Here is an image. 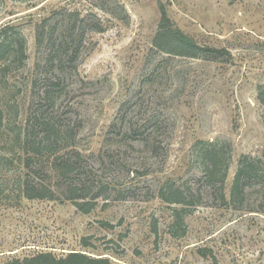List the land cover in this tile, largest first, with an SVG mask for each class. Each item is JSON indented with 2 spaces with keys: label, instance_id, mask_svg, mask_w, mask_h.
<instances>
[{
  "label": "rangeland",
  "instance_id": "rangeland-1",
  "mask_svg": "<svg viewBox=\"0 0 264 264\" xmlns=\"http://www.w3.org/2000/svg\"><path fill=\"white\" fill-rule=\"evenodd\" d=\"M160 2L178 28L224 54L194 60L152 51ZM86 17L91 26L77 65L62 74L65 90L49 96L47 111L76 124L77 148L104 194L90 214L58 188L54 201H21L27 169L0 139V264L71 252L111 264H264V180L245 197L231 196L240 158L264 153V0H0V29L18 26L28 44L27 68L8 75L16 124L38 101L35 67L46 60L38 24L49 19L50 28L70 31ZM148 122L149 144L145 136L121 140L123 127ZM197 141L231 149L224 202L218 186L205 184ZM36 162L54 183L50 160ZM166 181L202 194L182 238L171 236L172 208L159 197Z\"/></svg>",
  "mask_w": 264,
  "mask_h": 264
},
{
  "label": "trees",
  "instance_id": "trees-1",
  "mask_svg": "<svg viewBox=\"0 0 264 264\" xmlns=\"http://www.w3.org/2000/svg\"><path fill=\"white\" fill-rule=\"evenodd\" d=\"M159 7L161 22L152 41V51L168 57L194 60L215 59L224 54L222 50L200 45L178 28L163 3L160 2ZM50 26L49 19H45L36 28V45L38 49L46 48V60L43 65L40 63L35 67L33 89L39 92L38 101L23 124H16L17 120L14 121L19 110L9 96L11 86L8 83V75L13 70L24 71L27 68L28 44L18 26H5L0 29V139L14 149V155L24 163V169H27L24 177H19L21 201H54L60 193L57 190H60L63 200L70 201L82 214H90L97 208L104 194V186L98 185L97 176L88 165L87 158L77 148L76 124L72 121L65 122L67 119H64L60 112L50 115L47 109L49 96L54 92H64L65 79L62 74L77 65L91 24L86 17L80 25L75 24L73 30L71 29L74 32L60 31L59 24L53 25V28ZM261 103L264 106L263 96ZM121 120L122 123L125 122L124 119ZM123 128L120 130L122 141L129 142L137 140L139 136H145L149 144L152 140L149 132L154 128V123L148 122L141 128L130 126L126 131H122ZM157 150L156 147L155 151ZM193 150L205 184L218 186L219 198L224 202V183L231 161V149L225 143L220 146L216 142L197 141ZM44 157L50 160L53 170L57 173L54 183L45 182L44 173L37 167L36 161ZM263 180L264 153L262 158L243 155L239 160L231 189L233 201L245 197L247 188L258 185ZM159 197L172 208L171 236H186V218L203 204L202 194L194 191L189 184L178 185L166 181L159 190ZM6 264H111V261L109 258L85 252H71L60 258L51 253H41L29 258L13 259Z\"/></svg>",
  "mask_w": 264,
  "mask_h": 264
}]
</instances>
